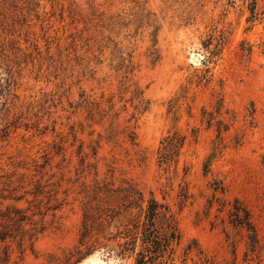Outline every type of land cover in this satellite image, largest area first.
I'll use <instances>...</instances> for the list:
<instances>
[{
    "label": "rangeland",
    "instance_id": "374dc122",
    "mask_svg": "<svg viewBox=\"0 0 264 264\" xmlns=\"http://www.w3.org/2000/svg\"><path fill=\"white\" fill-rule=\"evenodd\" d=\"M9 1L12 17L24 27L15 35L14 48L21 50L0 67L15 79L0 113V129L10 124L9 135L0 138V156L3 163L49 157L46 170L57 182L54 221L25 264H133V258L103 250L77 261L86 250L77 151L91 152L97 140L99 178L131 180L175 212L182 233L176 264H264V21H248L241 0H147L162 23L160 60L152 64L147 56V31L130 38L123 29L118 38L134 50L133 78L151 102L137 121L134 145L122 131L134 111L132 89L119 94L121 76L110 68L109 52L99 53L103 35L87 0ZM96 5L99 12L136 11L130 0ZM220 38L224 44L216 51ZM112 93L115 109L127 104L128 111L120 113L118 134L108 140L110 121L90 119L83 106L105 108ZM174 130L185 144L177 163L165 168L158 152ZM216 185L224 191H215ZM235 198L249 209L261 244L249 260L247 231L229 219Z\"/></svg>",
    "mask_w": 264,
    "mask_h": 264
},
{
    "label": "trees",
    "instance_id": "16d2710c",
    "mask_svg": "<svg viewBox=\"0 0 264 264\" xmlns=\"http://www.w3.org/2000/svg\"><path fill=\"white\" fill-rule=\"evenodd\" d=\"M96 1L87 0L95 11L96 25H99L103 35L99 40V53L102 55L104 51L109 52V66L121 76L119 94L132 89L130 101L134 111L126 119L127 124L122 131L131 143L138 145L137 121L139 116L149 110L151 102L133 78L138 67L134 60V50L123 45L118 38L123 29L127 30L126 37L130 38L147 31V56L151 63L155 64L161 58L158 36L162 23L157 14L149 9L147 0H130L134 3L132 9H136L131 12L124 9L117 12H99ZM241 1L250 13L248 21L252 24L264 21V0ZM9 3V0H0V67L4 58L6 59L12 51L16 54L21 50L16 48V52L14 48V44L19 41L15 35L17 30L24 26L12 17L14 12ZM222 44L224 40L220 38L215 50L218 51ZM98 62L102 60L99 58ZM14 84L12 74L4 77L0 72V113L8 102V95ZM116 103L115 94L112 93L106 98L105 108L100 105L88 108L85 103L83 106L90 119L99 115L98 122L110 121L106 135L108 140L118 134L117 121L120 113L128 111L127 104L115 109ZM9 129L10 124L7 122L0 129L1 139L9 135ZM185 139L178 130L168 132L162 139L158 152L160 166L168 168L173 162L177 163ZM99 147L100 140H97L91 152H85L82 146L77 151V174L84 179L82 194H85V200L82 202L80 243L86 245L85 252L77 261L96 250H103L121 259L133 258V264H176V252L182 242V233L175 212L152 193L146 195L131 180L123 179L116 183L112 178H99ZM9 159L10 162L3 163L0 156V264H25L27 253L35 252L36 242L54 221L57 207L51 202L57 199V194H54L57 182L52 181L55 174H49L46 170L51 159L49 157L43 162L37 159ZM89 175H93L91 182L86 181ZM214 190L224 191V188L216 185ZM184 197L185 201L187 196ZM209 205H212V202ZM228 213L232 225L247 231L246 259L249 260V254L258 255L261 244L249 209L235 198ZM191 250L192 243L185 248L184 255L188 257Z\"/></svg>",
    "mask_w": 264,
    "mask_h": 264
},
{
    "label": "water",
    "instance_id": "95a60500",
    "mask_svg": "<svg viewBox=\"0 0 264 264\" xmlns=\"http://www.w3.org/2000/svg\"><path fill=\"white\" fill-rule=\"evenodd\" d=\"M195 61H201V59L198 56H194Z\"/></svg>",
    "mask_w": 264,
    "mask_h": 264
}]
</instances>
